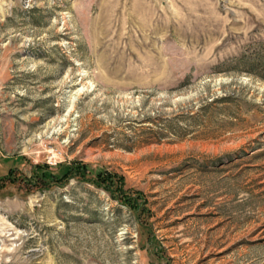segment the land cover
Masks as SVG:
<instances>
[{
	"label": "rangeland",
	"instance_id": "rangeland-1",
	"mask_svg": "<svg viewBox=\"0 0 264 264\" xmlns=\"http://www.w3.org/2000/svg\"><path fill=\"white\" fill-rule=\"evenodd\" d=\"M0 264H264V0H0Z\"/></svg>",
	"mask_w": 264,
	"mask_h": 264
},
{
	"label": "trees",
	"instance_id": "trees-1",
	"mask_svg": "<svg viewBox=\"0 0 264 264\" xmlns=\"http://www.w3.org/2000/svg\"><path fill=\"white\" fill-rule=\"evenodd\" d=\"M59 168H64V172L62 173L61 177H56L54 174V169L52 166L48 164H38L36 166V171L31 178H25L23 181L36 187L39 189L42 188H49L54 183L62 184L64 186L70 180V178L78 177L81 180H86L91 182L97 187L104 188L112 193V195H116L117 193L120 194L119 199L124 200V184L125 179L122 175L113 172H104L98 171L95 172V175L92 177V170L88 165H80V164H73V165H63L60 164ZM11 173V172H10ZM38 173V174H37ZM6 179L8 181L16 180L15 176H7ZM23 179V178H22ZM14 183V182H13ZM133 196H128L127 200H124L127 205H129L132 209L144 210L143 205L146 203L142 200V196L140 192H135L132 194ZM116 197V196H114ZM143 202L142 205L140 202Z\"/></svg>",
	"mask_w": 264,
	"mask_h": 264
}]
</instances>
